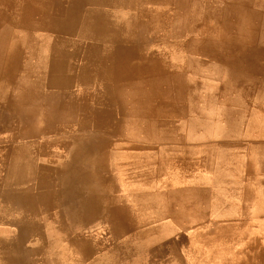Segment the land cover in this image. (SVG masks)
I'll return each mask as SVG.
<instances>
[{
	"label": "rangeland",
	"instance_id": "1",
	"mask_svg": "<svg viewBox=\"0 0 264 264\" xmlns=\"http://www.w3.org/2000/svg\"><path fill=\"white\" fill-rule=\"evenodd\" d=\"M263 51L264 0H0V264H264Z\"/></svg>",
	"mask_w": 264,
	"mask_h": 264
},
{
	"label": "bare ground",
	"instance_id": "2",
	"mask_svg": "<svg viewBox=\"0 0 264 264\" xmlns=\"http://www.w3.org/2000/svg\"><path fill=\"white\" fill-rule=\"evenodd\" d=\"M183 1V0H182ZM51 2V1H50ZM55 2V1H54ZM106 2V1H105ZM181 2V1H180ZM52 3V2H51ZM182 3V2H181ZM109 4V3H108ZM107 5V4H106ZM178 5V4H177ZM181 5V4H180ZM186 5V4H185ZM66 7H67V4H66ZM185 7V6H184ZM180 9H182V8H180ZM167 11V10H166ZM162 12V11H161ZM114 13V12H113ZM116 13V12H115ZM172 13V12H171ZM189 13V12H188ZM155 14V13H154ZM115 15V14H114ZM59 16V15H58ZM65 16H66V13H65ZM65 16H63V17H65ZM69 16V15H68ZM164 16V15H163ZM191 16H192V14H191ZM62 17V16H61ZM70 17V16H69ZM120 17V16H119ZM183 17V16H182ZM155 18H157L156 16H155ZM161 18V17H160ZM191 19H192V17H190ZM71 19V18H70ZM121 19V18H120ZM141 19V18H140ZM154 19V18H153ZM163 20V19H162ZM129 21V20H128ZM153 21V20H152ZM161 21V20H160ZM6 22V21H5ZM59 22H60V20H59ZM73 22V21H72ZM75 23H76V21H74ZM126 22V21H125ZM8 23V22H7ZM48 23V22H47ZM62 23V22H61ZM139 23H141V22H139ZM152 23V22H151ZM146 24V23H145ZM181 24V23H180ZM48 25V24H47ZM69 24L67 23V26H68ZM72 25V24H71ZM139 25V24H138ZM78 26V25H77ZM130 26V25H129ZM146 26V25H145ZM135 27H136V25H135ZM129 28V27H128ZM127 29V28H126ZM36 31V30H35ZM40 31V30H39ZM73 31V30H72ZM164 35H165V33H164ZM30 36V35H29ZM53 37V36H52ZM29 38V37H28ZM51 39V38H50ZM140 41V40H139ZM28 42V41H27ZM29 44V43H28ZM214 48V47H213ZM210 49V48H209ZM247 49V48H246ZM259 49V48H258ZM50 50H52V49H50ZM206 50V49H205ZM249 50V49H248ZM255 50V49H254ZM253 50V51H254ZM256 50H257V47H256ZM32 51V50H31ZM48 51V50H47ZM130 51V50H129ZM14 52V51H13ZM126 52V51H125ZM241 52V51H240ZM264 52V51H263ZM12 53V52H11ZM44 53V52H43ZM47 53V52H46ZM141 53V52H140ZM243 53V52H242ZM250 53V52H249ZM255 53V52H254ZM29 54V53H28ZM123 54V53H122ZM248 54V53H247ZM50 55V54H49ZM241 55V54H240ZM54 56V55H53ZM28 57V56H27ZM255 57V56H254ZM253 57V58H254ZM20 58H21V56H20ZM75 58V57H74ZM127 58H129V56L127 57ZM241 58V57H240ZM246 58H248V57H246ZM49 59V58H48ZM125 59V58H124ZM250 59V58H249ZM258 59V58H257ZM21 60V59H20ZM24 61V60H23ZM22 61V62H23ZM28 61V60H27ZM118 61V60H117ZM245 61V60H244ZM249 61V60H248ZM29 62V61H28ZM27 62V63H28ZM121 62V61H120ZM247 62V61H246ZM115 63V62H114ZM149 63V62H148ZM242 63H243V60H242ZM254 63V62H253ZM51 64V63H50ZM252 64V63H251ZM256 65V64H255ZM250 66V65H249ZM28 67H30V66H28ZM107 67V66H106ZM114 67V66H113ZM163 68H165V67H163ZM252 68V67H251ZM31 69V68H30ZM106 69V68H105ZM113 69V68H112ZM152 69V68H151ZM150 69V70H151ZM157 69H159V67L157 68ZM107 70V69H106ZM111 70V69H110ZM156 71V70H155ZM159 71H161V70H159ZM166 71V70H165ZM172 71V70H171ZM16 73V72H15ZM172 73V72H171ZM259 74V73H258ZM225 75V74H224ZM260 75V74H259ZM15 76V75H14ZM159 76V75H158ZM229 77V76H228ZM263 77V76H262ZM36 78V77H35ZM142 78V77H141ZM230 78V77H229ZM233 78H235V77H233ZM33 79V78H32ZM43 79V78H42ZM25 80V79H24ZM29 80V79H28ZM239 80V79H238ZM234 81V80H233ZM240 81V80H239ZM244 81V80H243ZM22 82V81H21ZM149 82V81H148ZM159 82V81H158ZM161 82H163V81H161ZM185 82H187V81H185ZM257 82V81H256ZM13 83V82H12ZM164 83H165V81H164ZM244 83V82H243ZM147 84V83H146ZM160 84V83H159ZM162 84V83H161ZM165 85H167V84H165ZM184 86V85H183ZM186 86V85H185ZM251 86V85H250ZM163 87H166V86H163ZM221 87V86H220ZM260 87V86H259ZM167 88V87H166ZM261 88V87H260ZM18 89V88H17ZM262 90V89H261ZM1 91V90H0ZM179 92V91H178ZM1 93V92H0ZM259 93H261V91H259ZM142 94V93H141ZM9 95H10V93H9ZM138 95V94H137ZM177 95V94H176ZM2 96V95H1ZM8 96V95H7ZM18 96V95H17ZM175 96V95H174ZM186 98V97H185ZM31 100V99H30ZM2 101V100H1ZM158 101V100H157ZM5 102V101H4ZM156 102V101H155ZM207 102V101H206ZM184 104H185V102H184ZM207 104H208V102H207ZM179 105V104H178ZM184 106V105H183ZM207 106V105H206ZM211 106V105H210ZM154 107V106H153ZM239 107V106H238ZM15 108V107H14ZM16 110H18V109H16ZM72 111V110H71ZM20 112V111H19ZM135 112V111H134ZM230 112V111H229ZM235 112V111H234ZM237 112V111H236ZM232 113V112H231ZM230 113V114H231ZM70 115V114H69ZM73 115V114H72ZM72 115H70V116H72ZM228 118V117H227ZM177 119V118H176ZM150 121V120H149ZM153 121V120H152ZM229 122V121H228ZM231 123V122H230ZM44 127V126H43ZM47 127V126H46ZM48 129V128H47ZM35 148V147H34ZM27 157V156H26ZM41 161V160H40ZM21 165V164H20ZM19 165V166H20ZM27 166V165H26ZM14 167V166H13ZM12 167V168H13ZM13 176V175H12ZM14 178V177H13ZM22 179V178H21ZM16 181V180H15ZM14 182V181H13ZM253 184V183H252ZM21 185V184H20ZM248 185V184H247ZM256 186V185H255ZM13 188V187H12ZM6 200V199H5ZM33 202V201H32ZM4 204H6V203H4ZM35 204H36V202H35ZM29 205V204H28ZM3 207V206H2ZM26 207V206H25ZM29 207V206H28ZM14 208H15V206H14ZM2 212V211H1ZM8 212V211H7ZM28 212V211H27ZM45 212V211H44ZM5 213V212H4ZM28 213H30V212H28ZM27 216V215H26ZM18 225V224H17ZM24 226V225H23ZM35 226V225H34ZM40 226V225H39ZM36 230V229H35ZM25 232V231H24ZM26 233V232H25ZM20 234V233H19ZM52 234V233H51ZM10 235V234H9ZM8 235V236H9ZM7 237V236H6ZM50 237V236H49ZM12 239V238H11ZM64 239V238H63ZM7 240V239H6ZM6 240L4 241V243L6 242ZM35 241V240H34ZM15 242V241H14ZM28 242V241H27ZM63 242V241H62ZM26 243V242H25ZM47 243V242H46ZM16 245V244H15ZM27 244H25V246H26ZM33 245V244H32ZM37 245H39V244H37ZM29 246V245H28ZM34 246V245H33ZM14 247V246H13ZM12 247V248H13ZM19 248V247H18ZM48 248V247H47ZM54 248H56V247H54ZM46 251V250H45ZM44 252V251H43ZM68 254V253H67ZM39 255V254H38ZM38 255H37V257H38ZM18 256H20V255H18ZM25 256V255H24ZM6 257V256H5ZM16 257V256H15ZM22 257V256H21ZM36 257V256H35ZM28 258V257H27ZM34 258V257H33ZM39 258V257H38ZM8 259V258H7ZM6 259V260H7ZM29 259H31V258H29ZM2 260V259H1ZM53 260V259H52ZM2 262V261H1ZM17 263V262H16ZM19 263V262H18ZM17 263V264H18ZM25 263V262H24ZM20 264V263H19Z\"/></svg>",
	"mask_w": 264,
	"mask_h": 264
}]
</instances>
